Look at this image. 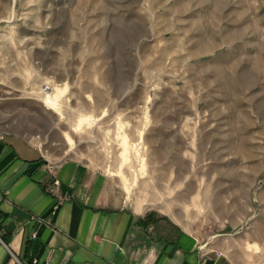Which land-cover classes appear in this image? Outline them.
<instances>
[{
    "label": "rangeland",
    "instance_id": "obj_1",
    "mask_svg": "<svg viewBox=\"0 0 264 264\" xmlns=\"http://www.w3.org/2000/svg\"><path fill=\"white\" fill-rule=\"evenodd\" d=\"M0 94L48 159L264 264V0H0Z\"/></svg>",
    "mask_w": 264,
    "mask_h": 264
},
{
    "label": "crops",
    "instance_id": "obj_2",
    "mask_svg": "<svg viewBox=\"0 0 264 264\" xmlns=\"http://www.w3.org/2000/svg\"><path fill=\"white\" fill-rule=\"evenodd\" d=\"M3 122L0 264H236L173 217L133 205L113 174L52 161Z\"/></svg>",
    "mask_w": 264,
    "mask_h": 264
},
{
    "label": "bare ground",
    "instance_id": "obj_3",
    "mask_svg": "<svg viewBox=\"0 0 264 264\" xmlns=\"http://www.w3.org/2000/svg\"><path fill=\"white\" fill-rule=\"evenodd\" d=\"M59 92L47 91L44 97V102L49 106H56L58 104Z\"/></svg>",
    "mask_w": 264,
    "mask_h": 264
},
{
    "label": "built area",
    "instance_id": "obj_4",
    "mask_svg": "<svg viewBox=\"0 0 264 264\" xmlns=\"http://www.w3.org/2000/svg\"><path fill=\"white\" fill-rule=\"evenodd\" d=\"M3 137V132H2V130H0V138H2ZM51 168H53V166H51Z\"/></svg>",
    "mask_w": 264,
    "mask_h": 264
}]
</instances>
